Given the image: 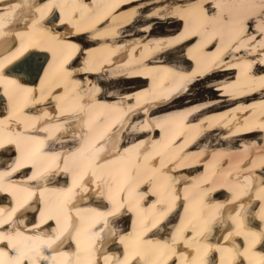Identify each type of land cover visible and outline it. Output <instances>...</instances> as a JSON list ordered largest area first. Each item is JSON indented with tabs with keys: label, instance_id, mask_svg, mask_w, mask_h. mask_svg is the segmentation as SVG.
I'll return each instance as SVG.
<instances>
[{
	"label": "bare ground",
	"instance_id": "bare-ground-1",
	"mask_svg": "<svg viewBox=\"0 0 264 264\" xmlns=\"http://www.w3.org/2000/svg\"><path fill=\"white\" fill-rule=\"evenodd\" d=\"M6 143L0 264H264V0H0Z\"/></svg>",
	"mask_w": 264,
	"mask_h": 264
},
{
	"label": "rangeland",
	"instance_id": "rangeland-1",
	"mask_svg": "<svg viewBox=\"0 0 264 264\" xmlns=\"http://www.w3.org/2000/svg\"><path fill=\"white\" fill-rule=\"evenodd\" d=\"M169 23L168 22H164V23H157V24H155V25H157V26H160V25H162L163 27H166L167 25H168ZM176 25L177 27H181L182 26V24L183 23H181L180 24V22H175V23H173V25ZM171 25V24H170ZM122 83H124L123 85H125V82H122ZM202 84H205V82H201ZM128 84H129V81H128ZM137 212V211H136ZM134 216V215H133ZM134 219V218H133ZM120 223V225H122L121 226V228H124L125 230L133 223L134 224V222H132V217L131 216H125V217H123V218H121L120 219V221H119Z\"/></svg>",
	"mask_w": 264,
	"mask_h": 264
},
{
	"label": "snow or ice",
	"instance_id": "snow-or-ice-1",
	"mask_svg": "<svg viewBox=\"0 0 264 264\" xmlns=\"http://www.w3.org/2000/svg\"><path fill=\"white\" fill-rule=\"evenodd\" d=\"M0 147H2V145H0Z\"/></svg>",
	"mask_w": 264,
	"mask_h": 264
}]
</instances>
